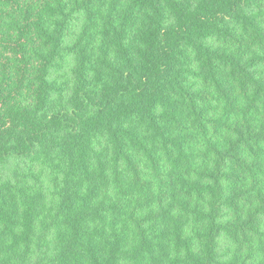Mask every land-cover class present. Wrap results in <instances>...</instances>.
I'll list each match as a JSON object with an SVG mask.
<instances>
[{"label":"trees","instance_id":"trees-1","mask_svg":"<svg viewBox=\"0 0 264 264\" xmlns=\"http://www.w3.org/2000/svg\"><path fill=\"white\" fill-rule=\"evenodd\" d=\"M0 264H264V0H0Z\"/></svg>","mask_w":264,"mask_h":264}]
</instances>
